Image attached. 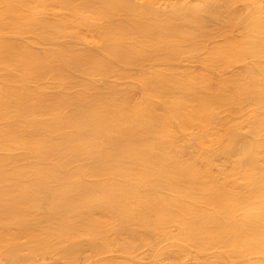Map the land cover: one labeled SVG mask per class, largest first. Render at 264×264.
I'll use <instances>...</instances> for the list:
<instances>
[{"label":"bare ground","instance_id":"obj_1","mask_svg":"<svg viewBox=\"0 0 264 264\" xmlns=\"http://www.w3.org/2000/svg\"><path fill=\"white\" fill-rule=\"evenodd\" d=\"M0 264H264V0H0Z\"/></svg>","mask_w":264,"mask_h":264},{"label":"rangeland","instance_id":"obj_2","mask_svg":"<svg viewBox=\"0 0 264 264\" xmlns=\"http://www.w3.org/2000/svg\"><path fill=\"white\" fill-rule=\"evenodd\" d=\"M235 34H236V35H238V34H239V32H238V31H236V32H235Z\"/></svg>","mask_w":264,"mask_h":264}]
</instances>
